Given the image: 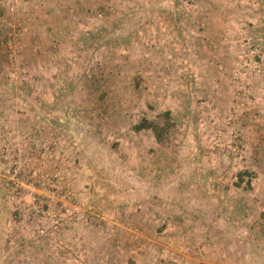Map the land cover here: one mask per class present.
<instances>
[{"label":"rangeland","instance_id":"374dc122","mask_svg":"<svg viewBox=\"0 0 264 264\" xmlns=\"http://www.w3.org/2000/svg\"><path fill=\"white\" fill-rule=\"evenodd\" d=\"M0 264H264V0H0Z\"/></svg>","mask_w":264,"mask_h":264},{"label":"trees","instance_id":"16d2710c","mask_svg":"<svg viewBox=\"0 0 264 264\" xmlns=\"http://www.w3.org/2000/svg\"><path fill=\"white\" fill-rule=\"evenodd\" d=\"M159 120H149L147 118H143L134 126L136 131L142 130H151L157 140L158 143L163 144L167 140V136L174 126V121L172 118L171 111L164 112L159 115ZM246 172V171H245ZM245 172L239 173V182L237 184H241L243 181V176L246 174ZM248 184L251 185V181H248Z\"/></svg>","mask_w":264,"mask_h":264},{"label":"built area","instance_id":"2783aa9c","mask_svg":"<svg viewBox=\"0 0 264 264\" xmlns=\"http://www.w3.org/2000/svg\"><path fill=\"white\" fill-rule=\"evenodd\" d=\"M13 43L14 44V48L15 50H19V45H21V40L19 39V37L17 35L14 36L13 34V37H12V41L10 42V44ZM13 55H10V59H13Z\"/></svg>","mask_w":264,"mask_h":264}]
</instances>
